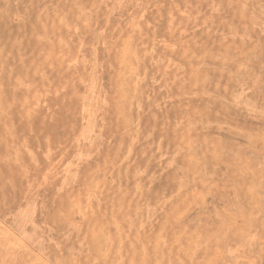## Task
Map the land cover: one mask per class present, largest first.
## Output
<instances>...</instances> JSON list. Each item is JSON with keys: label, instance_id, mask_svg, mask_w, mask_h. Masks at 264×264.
Instances as JSON below:
<instances>
[{"label": "rangeland", "instance_id": "1", "mask_svg": "<svg viewBox=\"0 0 264 264\" xmlns=\"http://www.w3.org/2000/svg\"><path fill=\"white\" fill-rule=\"evenodd\" d=\"M0 264H264V0H0Z\"/></svg>", "mask_w": 264, "mask_h": 264}, {"label": "bare ground", "instance_id": "2", "mask_svg": "<svg viewBox=\"0 0 264 264\" xmlns=\"http://www.w3.org/2000/svg\"><path fill=\"white\" fill-rule=\"evenodd\" d=\"M113 23V22H112ZM123 59H124V57H123ZM63 61V60H62ZM241 73V72H240ZM126 76V75H125ZM127 77V76H126ZM123 79V78H122ZM126 83V82H125ZM123 88H125V87H123ZM131 88V87H130ZM126 90V89H125ZM130 90V89H129ZM124 91V90H123ZM124 93H126V91L124 92ZM128 94V93H127ZM123 97V96H122ZM124 101H122V103H123ZM121 103V104H122ZM124 104H127V102L125 103L124 102ZM124 107V106H123ZM184 137V136H183ZM185 138V137H184ZM183 138V139H184ZM182 142H183V140H182ZM80 143V142H79ZM210 146H212V144H210ZM112 147H114L113 145H112ZM222 150H224V149H222ZM223 152V151H222ZM68 153V152H67ZM216 155V154H215ZM199 157V156H198ZM217 157V156H216ZM206 158V157H205ZM194 162H195V160H194ZM196 163V162H195ZM201 170V169H200ZM69 187V186H68ZM209 191V190H208ZM250 192V191H249ZM259 193V192H258ZM253 195V194H252ZM203 203V202H202ZM197 204V203H196ZM198 205V204H197ZM198 207V206H197ZM224 210V209H223ZM83 213H84V211H83ZM85 217H86V215H85ZM236 221V220H235ZM115 224H116V222H115ZM105 243V242H104ZM194 244H196V243H194Z\"/></svg>", "mask_w": 264, "mask_h": 264}]
</instances>
